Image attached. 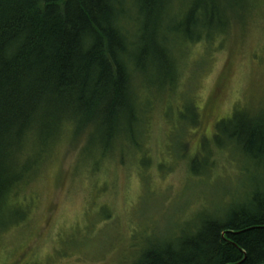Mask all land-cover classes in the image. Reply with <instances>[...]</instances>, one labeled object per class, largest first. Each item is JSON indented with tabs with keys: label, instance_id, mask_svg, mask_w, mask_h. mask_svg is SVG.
Here are the masks:
<instances>
[{
	"label": "trees",
	"instance_id": "obj_1",
	"mask_svg": "<svg viewBox=\"0 0 264 264\" xmlns=\"http://www.w3.org/2000/svg\"><path fill=\"white\" fill-rule=\"evenodd\" d=\"M255 1L0 0V234L24 218L11 195L42 165L65 122L74 137L88 129L102 153L128 133L138 131L140 141L153 107L141 83L174 86L181 45L246 28ZM191 109L181 114L185 127L201 123L192 101ZM233 113L213 141L230 144L261 176L233 192L222 214H202L178 236L149 242L135 264H264V114ZM207 139L193 171L210 164Z\"/></svg>",
	"mask_w": 264,
	"mask_h": 264
},
{
	"label": "rangeland",
	"instance_id": "obj_2",
	"mask_svg": "<svg viewBox=\"0 0 264 264\" xmlns=\"http://www.w3.org/2000/svg\"><path fill=\"white\" fill-rule=\"evenodd\" d=\"M178 52L174 86L141 83L153 101L141 146L136 131L102 153L88 129L74 137V125L63 124L42 165L11 195L26 214L1 232L0 264H135L149 242L178 236L202 214H222L233 192L253 186L262 171L213 139L234 110L264 114V0L255 1L246 28ZM191 101L202 120L185 127ZM204 138L210 164L193 171L194 158L206 156Z\"/></svg>",
	"mask_w": 264,
	"mask_h": 264
}]
</instances>
